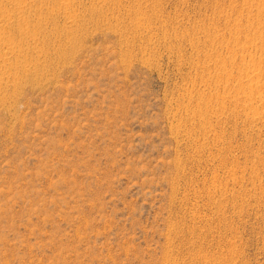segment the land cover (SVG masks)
Instances as JSON below:
<instances>
[{
  "label": "rangeland",
  "instance_id": "rangeland-1",
  "mask_svg": "<svg viewBox=\"0 0 264 264\" xmlns=\"http://www.w3.org/2000/svg\"><path fill=\"white\" fill-rule=\"evenodd\" d=\"M70 2L0 108V264H264V0Z\"/></svg>",
  "mask_w": 264,
  "mask_h": 264
},
{
  "label": "bare ground",
  "instance_id": "bare-ground-1",
  "mask_svg": "<svg viewBox=\"0 0 264 264\" xmlns=\"http://www.w3.org/2000/svg\"><path fill=\"white\" fill-rule=\"evenodd\" d=\"M0 1V108L10 112L21 95L22 85L40 78L41 72L50 67L46 64V57L61 53V46L67 44L60 41L56 48L53 43L52 36L62 37V33L69 30L66 24L62 28L56 17L62 15L65 21H72L78 13H73L71 9L72 0H60L56 5L55 0ZM4 1L7 3L4 4ZM46 5L49 7L45 12ZM43 10L45 16L42 15ZM41 57L45 58V62L40 60Z\"/></svg>",
  "mask_w": 264,
  "mask_h": 264
}]
</instances>
